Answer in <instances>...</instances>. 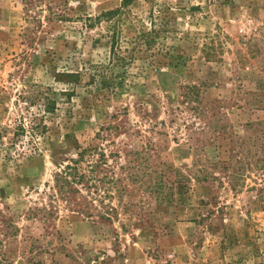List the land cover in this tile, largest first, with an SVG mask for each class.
I'll return each mask as SVG.
<instances>
[{
  "label": "rangeland",
  "instance_id": "rangeland-1",
  "mask_svg": "<svg viewBox=\"0 0 264 264\" xmlns=\"http://www.w3.org/2000/svg\"><path fill=\"white\" fill-rule=\"evenodd\" d=\"M123 2L0 0V264H264V0Z\"/></svg>",
  "mask_w": 264,
  "mask_h": 264
},
{
  "label": "trees",
  "instance_id": "trees-1",
  "mask_svg": "<svg viewBox=\"0 0 264 264\" xmlns=\"http://www.w3.org/2000/svg\"><path fill=\"white\" fill-rule=\"evenodd\" d=\"M127 3V0H124L123 2V5H125ZM120 12V9H115V10H111V11H107L105 13H102L100 15L99 18H106V19H110V18H113L115 16H117ZM111 44H110V52H111V55L114 56L116 55V49H115V45H116V40H115V37H114V34L113 36L111 37ZM117 58H119V56L116 55ZM66 77L68 78H73L74 76H72L71 74L70 75H67ZM44 109L45 111L47 112H50L54 109V103L53 102H47L44 106ZM17 132L18 133H24V128L23 126H19L18 129H17ZM83 153L84 151H81L80 153H78L77 155L79 156L77 160H71L69 161V164H66L62 170L59 171V173L55 176L54 178V182H55V187L58 188V191L57 193H62L63 190H66L64 187H68V186H72V184H74L75 186L77 184H79L80 182V179L81 176L78 175L77 173V165L79 163V159H82L83 157ZM253 158L252 157H243L242 160L240 158H238L237 162L240 164L239 166L243 165L246 166V165H250L251 164V160ZM257 160L254 161V163L256 162ZM241 169V168H240ZM234 176H233V180L237 178V174L236 172L233 173ZM208 175V172H206V174H203L202 177L204 179H207ZM70 193H73L71 187L69 188L68 187V190ZM85 214L88 215L89 217V213L86 211ZM104 218V217H102ZM106 219V218H105ZM108 219V218H107Z\"/></svg>",
  "mask_w": 264,
  "mask_h": 264
}]
</instances>
